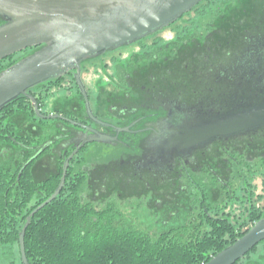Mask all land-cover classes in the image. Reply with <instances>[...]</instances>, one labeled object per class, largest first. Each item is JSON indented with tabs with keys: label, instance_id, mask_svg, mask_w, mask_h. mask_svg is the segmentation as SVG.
I'll list each match as a JSON object with an SVG mask.
<instances>
[{
	"label": "trees",
	"instance_id": "1",
	"mask_svg": "<svg viewBox=\"0 0 264 264\" xmlns=\"http://www.w3.org/2000/svg\"><path fill=\"white\" fill-rule=\"evenodd\" d=\"M208 1L203 0L192 10L199 13ZM224 13L235 14V47L229 50L225 43V48L221 49V52L225 51L222 60L228 57L236 63H249L253 72H260L258 64H264V3L237 0L233 6L227 5ZM243 47L247 50H241ZM31 51L28 49L2 60L0 71ZM251 87V99L222 103L220 113L216 115L263 105L264 84ZM22 99L15 101L19 102L18 106L14 102L0 110V142L6 135H12L14 121L20 114H27V107L21 105ZM20 137L28 145L38 141L33 135ZM242 138L240 141L245 140ZM259 140L255 137L248 149L252 158L262 159L264 154V140ZM238 149L231 146L229 150L233 153L219 151L218 166L212 165V156L206 155L200 158L199 166L189 164V167H182V171L168 162V157L156 159L152 156L151 165L144 161H116L76 173L68 172L60 193L31 217L26 226L27 263H206L263 217L262 208L251 203V197L256 194L251 189V176L247 177L244 172L240 196L229 191L224 200L215 202L218 195L216 182L219 180L221 189L229 190L235 166L242 167L237 162L242 158ZM32 165L28 164L17 178L19 167L0 160V250L1 257L9 264H13L15 252L20 256L18 239L27 216L59 183L62 165L57 173L44 177H35L30 170ZM242 168L247 172L246 169L254 167L246 165ZM217 170L222 179H216ZM194 176H201L200 180H195ZM195 182L199 184L193 187L191 184ZM145 197L148 198L147 208L161 210L162 225L154 233L136 228L118 208L119 202ZM240 261L235 264H241Z\"/></svg>",
	"mask_w": 264,
	"mask_h": 264
},
{
	"label": "flooded vegetation",
	"instance_id": "2",
	"mask_svg": "<svg viewBox=\"0 0 264 264\" xmlns=\"http://www.w3.org/2000/svg\"><path fill=\"white\" fill-rule=\"evenodd\" d=\"M236 1L209 0L199 12L201 15L211 14L210 22L205 24L203 34L179 37L174 43H170L166 48L157 49L152 54L151 46H146L145 53L142 52L144 55L136 58L134 56L135 61L122 70L119 85L114 90L110 88L103 99L102 115L127 121L125 127L115 128L93 115L89 103L90 94L82 79L83 72L86 70L82 64L80 80L86 92L91 114L85 108L84 95L74 77L75 71L50 84L31 90L29 95L34 99L35 104L29 98L20 101L21 105L27 107V114H20L18 120L14 121L15 127L12 135H6L5 139L0 142V160L11 166L19 167L17 178L30 163L33 164L30 170L35 177L57 173L59 166L62 165L59 182L65 161H67L66 181L68 172L76 173L92 167L81 165V152L90 144L96 143L86 142L94 134L105 135L109 139L105 145H114L119 143L120 134L125 132L137 137L138 140L133 143L139 152L118 161L129 160L142 163L144 161L145 164L151 165L152 156L156 159L168 157V162L174 164L177 170L182 171V167H189V164L199 166L200 158L206 155L212 156V165L218 166L219 151L233 153L229 150L233 146L240 148L238 153L242 158H238L237 162L242 167L246 165L254 168L263 167L264 154L262 159L252 158L248 149L253 145L255 137L264 140V126L210 140L188 153L173 151L167 154L164 147L162 148L165 139L175 127L199 119L209 120L219 117L221 115L216 114L220 113L222 103L228 102L229 104L236 100L251 99V86L264 84V64H258L261 66L260 72H253L249 63H236L228 57L222 60L225 58V51L221 52L222 47L225 48L224 44L226 43L229 50L235 47L233 39L235 14L224 12L227 5L233 6ZM260 1L264 3V0ZM211 4L215 6L214 10ZM187 14L190 16V12ZM159 40L161 38H156L154 42ZM241 50L247 49L243 47ZM51 88L63 91L64 94L68 93L67 103L62 108H55L52 112H43L42 107L45 105V99ZM14 105L18 106L19 102H15ZM35 105L39 115H56L57 118L39 117ZM248 108L251 107L245 110ZM127 127H129L127 131H122ZM255 134L257 135L253 136ZM21 135H33L38 138V143L25 144L26 141L20 139ZM114 137L116 139H113ZM242 137H245V140L240 141ZM76 165H79V168L75 169ZM187 170L190 169L187 168ZM217 172L216 179H222L219 170ZM182 174L183 172L181 176ZM230 177L226 179L230 180ZM216 187L218 195L215 202L218 203L224 200L229 190L221 189L219 180L216 182ZM255 194L251 197V203L255 207L262 208L263 198L257 195L261 193ZM262 244L264 245V242Z\"/></svg>",
	"mask_w": 264,
	"mask_h": 264
},
{
	"label": "water",
	"instance_id": "3",
	"mask_svg": "<svg viewBox=\"0 0 264 264\" xmlns=\"http://www.w3.org/2000/svg\"><path fill=\"white\" fill-rule=\"evenodd\" d=\"M203 0H0V62L32 50L0 71V110L21 98L34 99L29 91L50 84L75 71L74 77L90 108L80 80L81 65L120 47L129 46L161 31L189 13ZM37 111V106L35 105ZM55 119L57 116H42ZM71 124H77L70 122ZM80 126V125H78ZM131 126V125H130ZM129 126V127H130ZM264 126V104L213 119H199L175 127L165 139L164 151L188 153L210 140ZM129 127L122 131H127ZM94 134V133H93ZM113 139H116L114 137ZM87 143H108L94 134ZM63 173L56 190L26 218L19 234L22 264H28L24 232L31 217L61 191ZM264 242V218L204 264H235Z\"/></svg>",
	"mask_w": 264,
	"mask_h": 264
},
{
	"label": "rangeland",
	"instance_id": "4",
	"mask_svg": "<svg viewBox=\"0 0 264 264\" xmlns=\"http://www.w3.org/2000/svg\"><path fill=\"white\" fill-rule=\"evenodd\" d=\"M214 7L215 6L211 4L213 10ZM210 15L211 14L209 13L201 15L194 10H191L190 16H188V14L183 15V17L178 19L175 23L161 31L143 38L134 44L120 47L113 51H109L102 56L84 62L83 64L86 70L83 72L82 79L90 94L89 103L93 115L95 117L97 116L98 119L103 122H108L115 128L125 127L127 121L102 115L104 110L103 99L109 92L110 88L114 90L119 85L122 70H124L129 63L135 61L134 56L136 58L144 55L142 52L145 53L146 46H151L152 54L153 51L166 48L170 43H174L179 37H192L199 33L203 34L205 32V24L210 22ZM156 38H161V40L154 42ZM67 99L68 93L64 94L63 91L51 88L49 95L45 99V105L42 107L43 112H52L55 108H62L66 105ZM137 140L138 139L135 135L124 132L120 134L119 143L117 144L105 145L92 143L81 152V165L86 167L93 165H107L113 161L115 162L122 158H126L128 155H136L138 154L139 149L134 145L133 141L136 142ZM77 168H79V165L75 166V169ZM242 169V167L235 166L233 180L229 191L233 192L232 195L236 197L240 196V188L241 186H244V177L246 176L242 173L244 172V174H248L247 177L251 176V189L254 191V194L261 193L257 195H260L263 198V200H261V206H263L262 216L264 218V189H262V187H264V167L257 166L255 168H249L247 172L242 171ZM242 175L243 177L240 178ZM200 177L201 176L197 178V176H194V179L200 180ZM196 184L199 183L195 182L191 185L195 187ZM204 185L207 189L209 188L206 183ZM196 191L199 192L200 189H196ZM147 200V197L143 199L131 198L123 203L119 202L118 208L127 220H131L134 223L136 228L154 233L157 231V228L162 225L161 210L147 208ZM240 262L241 264H264V245H257L256 249L242 258ZM0 264H9L1 257V250ZM13 264H22L21 258L16 252Z\"/></svg>",
	"mask_w": 264,
	"mask_h": 264
}]
</instances>
